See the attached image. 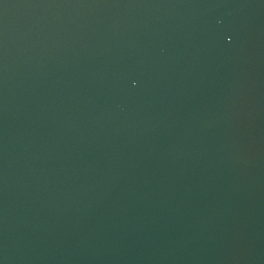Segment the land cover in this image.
<instances>
[{
  "label": "water",
  "instance_id": "95a60500",
  "mask_svg": "<svg viewBox=\"0 0 264 264\" xmlns=\"http://www.w3.org/2000/svg\"><path fill=\"white\" fill-rule=\"evenodd\" d=\"M0 264H264V0H0Z\"/></svg>",
  "mask_w": 264,
  "mask_h": 264
}]
</instances>
